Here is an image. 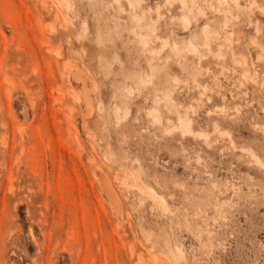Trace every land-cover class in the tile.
Listing matches in <instances>:
<instances>
[{
    "label": "rangeland",
    "instance_id": "374dc122",
    "mask_svg": "<svg viewBox=\"0 0 264 264\" xmlns=\"http://www.w3.org/2000/svg\"><path fill=\"white\" fill-rule=\"evenodd\" d=\"M181 1L0 0V264H264V0Z\"/></svg>",
    "mask_w": 264,
    "mask_h": 264
},
{
    "label": "bare ground",
    "instance_id": "6f19581e",
    "mask_svg": "<svg viewBox=\"0 0 264 264\" xmlns=\"http://www.w3.org/2000/svg\"><path fill=\"white\" fill-rule=\"evenodd\" d=\"M69 1V0H68ZM68 1H65L64 0V2H66V3H69ZM190 1V3L188 4V2H187V0H182L181 1V4H182V6L187 10V12L188 13H192V12H195V4H197L196 2H197V0H189ZM224 1H227V0H224ZM234 2H235V4L239 7V8H241L242 7V5L240 4V1L239 0H233ZM128 2H129V4L130 5H134V2H133V0H128ZM249 4H250V6L249 7H251L252 5H254L251 1H249L248 2ZM252 4V5H251ZM66 5H68V4H66ZM71 5V4H70ZM256 5V4H255ZM120 10V9H119ZM122 11V10H121ZM196 15H197V13H196ZM134 17H137V16H134ZM196 18V17H195ZM138 19V21H140L139 20V18L137 17L136 18V20ZM212 35H214L215 37H217L218 36V34L217 33H211ZM140 39H141V41L145 44V45H147V37H146V35H144V36H141L140 37ZM165 41V40H164ZM165 45V44H164ZM176 49V48H175ZM153 52H156V50H153ZM238 59V58H237ZM243 60V59H242ZM239 61V60H238ZM241 61V60H240ZM242 63L243 62H245V60L244 61H241ZM244 64H246V63H244ZM153 66V65H152ZM151 66V67H152ZM159 66V64L158 65H156L155 66V68L156 67H158ZM154 67V66H153ZM148 80V79H147ZM140 81H142V82H145L146 81V79H145V77H141L140 76ZM159 99H166V100H168V101H172L173 99H172V97H171V93H170V91H163L161 94H160V97H159ZM174 102V101H173ZM168 103V102H167ZM172 106H174V103H172ZM150 114H152L151 112H150ZM153 116L155 117V119H158L159 120V116L157 115V114H155V113H153ZM179 123H180V128H181V130H182V132L183 133H192L193 132V129H192V120L189 118V117H186V116H182V115H180L179 117H178V120H177ZM158 122V121H157ZM176 128V127H175ZM172 130V129H171ZM199 135V134H198ZM256 160V162L257 163H259V164H262V161L260 160V159H258V158H256L255 159ZM105 189H106V192H107V194H108V196H109V198H110V200L112 201V203L114 204V206L116 207V209H118V210H121V200L119 199V197H118V195H117V192H116V190H115V188L113 187V185L112 184H110V182H107V181H105ZM151 196H152V194H150ZM153 199H154V201L155 202H158L156 199H155V197H153ZM154 202V203H155ZM156 204V203H155ZM159 204V203H158ZM175 253V252H174ZM174 255V254H173Z\"/></svg>",
    "mask_w": 264,
    "mask_h": 264
}]
</instances>
